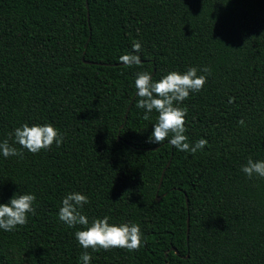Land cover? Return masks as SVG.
Wrapping results in <instances>:
<instances>
[{"label":"trees","instance_id":"1","mask_svg":"<svg viewBox=\"0 0 264 264\" xmlns=\"http://www.w3.org/2000/svg\"><path fill=\"white\" fill-rule=\"evenodd\" d=\"M0 264H264V0H0Z\"/></svg>","mask_w":264,"mask_h":264},{"label":"water","instance_id":"2","mask_svg":"<svg viewBox=\"0 0 264 264\" xmlns=\"http://www.w3.org/2000/svg\"><path fill=\"white\" fill-rule=\"evenodd\" d=\"M87 7H88V2H87ZM153 74H154V72H153ZM137 93H138V92H137ZM133 100H134V98L132 99L131 103L129 104V106H128V110H127V111H129L130 106H131ZM119 138H120V136H119ZM157 147H158V146H155L154 149H156ZM170 161H171V160H169V162H168L167 165L170 164ZM163 174H164V172H163ZM162 177H163V176H162ZM162 177H161V181H162ZM160 199H161V196H158V200H160ZM188 233H189V220H188Z\"/></svg>","mask_w":264,"mask_h":264}]
</instances>
